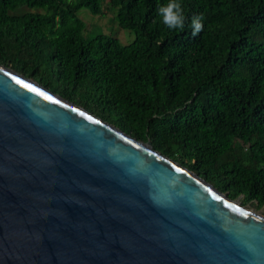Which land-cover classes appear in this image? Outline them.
Listing matches in <instances>:
<instances>
[{
    "label": "trees",
    "instance_id": "trees-1",
    "mask_svg": "<svg viewBox=\"0 0 264 264\" xmlns=\"http://www.w3.org/2000/svg\"><path fill=\"white\" fill-rule=\"evenodd\" d=\"M179 2L183 31L158 17L167 0H0V64L262 209L264 0ZM83 8L133 41L85 38Z\"/></svg>",
    "mask_w": 264,
    "mask_h": 264
},
{
    "label": "water",
    "instance_id": "water-1",
    "mask_svg": "<svg viewBox=\"0 0 264 264\" xmlns=\"http://www.w3.org/2000/svg\"><path fill=\"white\" fill-rule=\"evenodd\" d=\"M0 264H264V217L0 64Z\"/></svg>",
    "mask_w": 264,
    "mask_h": 264
},
{
    "label": "rangeland",
    "instance_id": "rangeland-1",
    "mask_svg": "<svg viewBox=\"0 0 264 264\" xmlns=\"http://www.w3.org/2000/svg\"><path fill=\"white\" fill-rule=\"evenodd\" d=\"M104 14L105 15L103 16H96L84 8L78 11L77 16L86 25V30L84 31V37L90 38L96 35L97 33L101 32L116 37L119 40V42L123 45H127L131 43L134 39V34L129 30L120 28L117 25L116 20H114L113 12L107 11L104 12ZM235 201L240 203L239 199ZM244 208L264 217V208L256 209L253 206H245Z\"/></svg>",
    "mask_w": 264,
    "mask_h": 264
},
{
    "label": "clouds",
    "instance_id": "clouds-1",
    "mask_svg": "<svg viewBox=\"0 0 264 264\" xmlns=\"http://www.w3.org/2000/svg\"><path fill=\"white\" fill-rule=\"evenodd\" d=\"M161 22L172 31H183L186 19L184 8L179 0H167V3L157 9ZM203 28L202 17L195 16L191 20L192 35L196 36Z\"/></svg>",
    "mask_w": 264,
    "mask_h": 264
}]
</instances>
